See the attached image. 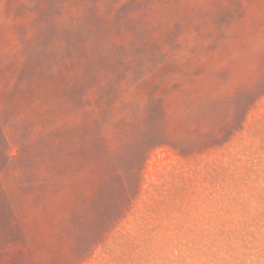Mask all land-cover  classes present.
I'll list each match as a JSON object with an SVG mask.
<instances>
[{
    "label": "rangeland",
    "instance_id": "obj_1",
    "mask_svg": "<svg viewBox=\"0 0 264 264\" xmlns=\"http://www.w3.org/2000/svg\"><path fill=\"white\" fill-rule=\"evenodd\" d=\"M0 264H264V0H0Z\"/></svg>",
    "mask_w": 264,
    "mask_h": 264
}]
</instances>
